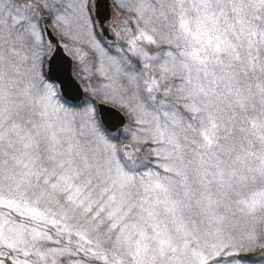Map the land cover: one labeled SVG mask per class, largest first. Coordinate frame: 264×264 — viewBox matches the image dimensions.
Instances as JSON below:
<instances>
[{
  "label": "snow or ice",
  "instance_id": "obj_1",
  "mask_svg": "<svg viewBox=\"0 0 264 264\" xmlns=\"http://www.w3.org/2000/svg\"><path fill=\"white\" fill-rule=\"evenodd\" d=\"M0 264H264V0H0Z\"/></svg>",
  "mask_w": 264,
  "mask_h": 264
}]
</instances>
